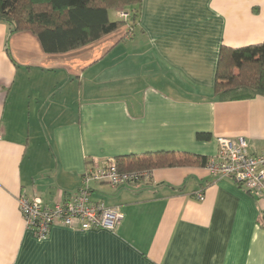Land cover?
Instances as JSON below:
<instances>
[{
  "label": "crops",
  "instance_id": "crops-1",
  "mask_svg": "<svg viewBox=\"0 0 264 264\" xmlns=\"http://www.w3.org/2000/svg\"><path fill=\"white\" fill-rule=\"evenodd\" d=\"M262 41L264 0H142L135 20L61 53L0 22V264H264V203L200 163L93 183L124 215L114 230L54 225L40 239L19 205H54L120 155L213 157L219 136L263 153L264 96L215 93L221 48Z\"/></svg>",
  "mask_w": 264,
  "mask_h": 264
},
{
  "label": "trees",
  "instance_id": "trees-1",
  "mask_svg": "<svg viewBox=\"0 0 264 264\" xmlns=\"http://www.w3.org/2000/svg\"><path fill=\"white\" fill-rule=\"evenodd\" d=\"M141 3L142 0H0V22L9 26V35L30 31L38 36L46 52L61 53L125 26L127 20L124 18L110 19L111 10L132 7L129 14L135 20ZM215 93L221 100L264 96V41L221 48ZM209 136L208 133L197 134L198 139H208ZM210 158L167 151L120 155L115 160L120 171H141L162 166L207 165Z\"/></svg>",
  "mask_w": 264,
  "mask_h": 264
},
{
  "label": "built area",
  "instance_id": "built-area-1",
  "mask_svg": "<svg viewBox=\"0 0 264 264\" xmlns=\"http://www.w3.org/2000/svg\"><path fill=\"white\" fill-rule=\"evenodd\" d=\"M119 16L127 19L129 12L119 10ZM217 153L210 158L207 168L214 177H231L258 200L264 203V152L252 153L245 137L219 136ZM149 171H120L115 159L84 171L80 188L54 205L44 204L41 198H19L20 209L27 225L36 236L44 239L54 225L73 229L90 230L104 228L114 230L124 215L118 206L110 207L92 198V184L108 183L122 186L148 178ZM205 198L204 192L196 195Z\"/></svg>",
  "mask_w": 264,
  "mask_h": 264
},
{
  "label": "rangeland",
  "instance_id": "rangeland-1",
  "mask_svg": "<svg viewBox=\"0 0 264 264\" xmlns=\"http://www.w3.org/2000/svg\"><path fill=\"white\" fill-rule=\"evenodd\" d=\"M126 11L129 12L130 10L128 9V10H126ZM110 13H111L110 15H111V19H112V20H119L118 17H116V16L114 15V12L111 11ZM128 19H129V18H127L126 20L128 21Z\"/></svg>",
  "mask_w": 264,
  "mask_h": 264
}]
</instances>
